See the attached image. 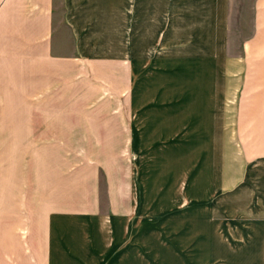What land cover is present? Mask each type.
<instances>
[{"label": "crops", "instance_id": "crops-1", "mask_svg": "<svg viewBox=\"0 0 264 264\" xmlns=\"http://www.w3.org/2000/svg\"><path fill=\"white\" fill-rule=\"evenodd\" d=\"M60 1L0 0V41L5 43L0 46L27 47L29 62L39 73L36 79H46L58 59L53 49ZM139 1L126 11L124 62L109 61L115 85L123 63L124 87L112 88L109 95L114 98L94 116L99 130L86 129V135L78 137L122 142L106 144L108 156L97 159L93 144H88L93 147L87 153L61 152L62 163L51 175L50 188L39 180L40 191L51 194H44L42 205H34L36 213L30 215L36 253L32 264H130L116 261L141 233L145 213L179 207L181 182L186 180L190 209L204 201V212L199 213L204 221H195L190 235L211 239L207 222L213 215L210 181L219 85L221 80L233 81L229 91L243 92L250 65L253 74L261 73L257 65L264 63V56L231 51L230 22L237 0ZM254 1L255 15H264V0ZM253 89L248 109L254 137L237 139V166L244 171L237 183L250 184L252 204L241 205L254 215L242 211L233 220L249 233L252 226L249 236L255 242L246 251L264 260V80ZM169 191L174 194L171 204L160 211V196ZM138 214L142 220L136 219ZM4 258L0 247V264H5Z\"/></svg>", "mask_w": 264, "mask_h": 264}, {"label": "rangeland", "instance_id": "rangeland-1", "mask_svg": "<svg viewBox=\"0 0 264 264\" xmlns=\"http://www.w3.org/2000/svg\"><path fill=\"white\" fill-rule=\"evenodd\" d=\"M139 2L61 0L57 10L60 22H56V46L53 49L54 58L58 59L49 66L46 79L35 78L39 73L29 62L27 47L0 46V247L4 251L5 264L33 263L31 260L36 253L30 240V215L36 213L33 206H41L44 196L51 194L50 190L41 192L38 183L40 180L42 187L50 188L51 175L57 174L62 163L61 152L67 155L78 149L87 153L94 145L97 152L92 156L97 159L98 155L108 156L106 144L122 142V139L78 137L85 136L86 129L99 130V121L94 116L108 98H114L109 95L112 88L124 87L123 63L118 65L115 85L109 74V61L124 62L128 28L126 11L129 9L130 12L131 6L135 9ZM254 4V0H237L232 9L230 45L235 55L245 52L254 57L264 56V46H261L264 45V15H255ZM253 41L254 44L251 43ZM0 44L5 43L0 41ZM257 66L261 73L253 74L255 70L252 71L253 65H250L244 94L229 91V83L233 81L221 80L219 85L218 110L214 112L217 150L212 160L210 181L213 215L207 222L211 239L202 241L190 235L194 222L204 221L199 214L204 212V201L195 210L191 208L189 215L186 180L181 182L179 207H171L166 213L158 214L156 209L145 213L141 233L132 238L131 248L124 251L116 262H264L260 257L255 258L252 250L246 251L255 242L249 236L252 226L249 233L245 225L233 220L237 214L243 215L242 211L248 216L254 215L251 209L241 205L252 204L254 194L249 183H237L238 174L244 172L237 166V139L243 141L254 137L253 128L249 126L252 112L248 106L253 102V87L264 80V63ZM44 134V139H40L39 136ZM88 144L93 145L88 148ZM100 147L104 150L98 149ZM248 174H252V167ZM31 189L33 199L30 197ZM102 189L105 190L104 183ZM173 196V191L160 196V211L171 204ZM136 219L142 220L141 215L138 214Z\"/></svg>", "mask_w": 264, "mask_h": 264}, {"label": "bare ground", "instance_id": "bare-ground-1", "mask_svg": "<svg viewBox=\"0 0 264 264\" xmlns=\"http://www.w3.org/2000/svg\"><path fill=\"white\" fill-rule=\"evenodd\" d=\"M196 251V250H195Z\"/></svg>", "mask_w": 264, "mask_h": 264}]
</instances>
